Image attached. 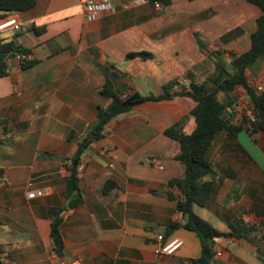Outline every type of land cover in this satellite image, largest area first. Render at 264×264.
<instances>
[{
	"label": "crops",
	"instance_id": "1",
	"mask_svg": "<svg viewBox=\"0 0 264 264\" xmlns=\"http://www.w3.org/2000/svg\"><path fill=\"white\" fill-rule=\"evenodd\" d=\"M111 0L114 9L90 22L80 0H37L15 13L25 32L8 30L33 62L9 60L0 78V261L54 264L80 258L82 264H193L202 255L195 232L183 227L177 188L183 178L180 143L166 130L180 123L196 128V102L188 96L147 101L114 117L103 135L81 155L77 177L82 204L66 198L71 158L111 101L101 94L110 81L120 98L135 93L189 91L214 73V56L251 48L260 9L246 0H172L153 4ZM222 52V55H219ZM148 53L150 57L130 54ZM215 54V55H214ZM193 72V79L187 72ZM249 83L264 90V60L248 69ZM216 179L204 207L194 211L227 236L217 239L215 264H264V124L235 136L222 131L210 151ZM33 191L42 196L29 198ZM170 194L174 198L170 197ZM59 219L63 239L55 249L52 230ZM254 228L238 238L233 228ZM181 239L172 255H158L159 241Z\"/></svg>",
	"mask_w": 264,
	"mask_h": 264
},
{
	"label": "trees",
	"instance_id": "2",
	"mask_svg": "<svg viewBox=\"0 0 264 264\" xmlns=\"http://www.w3.org/2000/svg\"><path fill=\"white\" fill-rule=\"evenodd\" d=\"M151 4L161 2L163 7L171 4L172 0H148ZM256 6L262 12L257 20V31L251 36V48L242 53H230L229 63L218 58L215 64V71L202 83L195 81L191 84L189 91L173 94L172 89L179 85L173 82L164 88L162 95L142 96L135 93L125 99L120 98L116 93L113 84L107 81L102 89V96L111 101L107 108L100 107L98 120L94 129L88 137L79 145L78 152L71 158V174L68 180L66 198L68 205L72 208L82 204V195L77 177L78 166L81 162V155L94 140L100 138L105 132L111 120L121 114L128 113L134 107L147 101H161L172 99L174 96H188L195 102L196 106L191 112L195 118V130L187 134L180 123L166 130V135L177 140L181 145V153L177 160L186 167L183 178H174L169 182L171 188H177L182 198L178 200V211L183 214V224H171L170 229L174 230L183 227L195 232L202 243V255L193 261V264H215L216 240L226 237L210 222L195 213L194 207H204L212 196L216 179L215 172L210 161V151L216 137L222 131H229L235 136L244 129L258 128L264 124V90L254 88L249 83L248 69L259 59L264 60V0H246ZM37 0H0V21L11 17L15 13H21L33 9ZM28 50L16 43L0 39V78L8 74L9 60L18 56L27 55ZM222 55V52H219ZM148 53L130 54L129 57H150ZM33 62L22 59L20 65L23 68L30 67ZM187 78L193 79V72H187ZM243 87L250 96L255 120L243 125H233L232 120L238 106L236 89ZM3 144L0 138V146ZM171 198H174L170 194ZM60 220L57 219L53 225L52 239L55 249L61 253L63 239L59 231ZM238 238H248L254 232V228L242 226L239 229L233 228ZM0 264H3L0 261Z\"/></svg>",
	"mask_w": 264,
	"mask_h": 264
},
{
	"label": "built area",
	"instance_id": "3",
	"mask_svg": "<svg viewBox=\"0 0 264 264\" xmlns=\"http://www.w3.org/2000/svg\"><path fill=\"white\" fill-rule=\"evenodd\" d=\"M86 19L90 22L98 20L102 15L108 14L113 11L114 6L111 0H80ZM134 3L137 6H142L149 3L148 0H135ZM157 11L163 9V4L161 2H155L153 4ZM8 30H13L15 32H25L27 27L19 22L15 17H8L0 21V33L6 32ZM24 56H18L17 59L20 61L24 59ZM236 95L238 96V106L235 116L232 120L233 125L239 126L245 124V120L252 122L255 120V113L250 96L243 87H238L236 89ZM42 191H33L29 194V198H34L36 196H42ZM184 242L181 239H173L170 241H159L156 248V254L172 256L176 254L180 248L183 246ZM216 257L222 256V251L218 250L215 254ZM54 264H82L80 258H58Z\"/></svg>",
	"mask_w": 264,
	"mask_h": 264
},
{
	"label": "rangeland",
	"instance_id": "4",
	"mask_svg": "<svg viewBox=\"0 0 264 264\" xmlns=\"http://www.w3.org/2000/svg\"><path fill=\"white\" fill-rule=\"evenodd\" d=\"M215 55V54H214ZM216 61H217V59L215 58V56H214V60H213V62H214V65H213V69H214V71H215V64H216ZM227 63H229V58L228 59H226L225 60ZM211 75V74H210ZM210 75H208V76H210ZM207 75H205L204 77H203V80H205L207 77H208ZM237 110V109H236Z\"/></svg>",
	"mask_w": 264,
	"mask_h": 264
},
{
	"label": "water",
	"instance_id": "5",
	"mask_svg": "<svg viewBox=\"0 0 264 264\" xmlns=\"http://www.w3.org/2000/svg\"><path fill=\"white\" fill-rule=\"evenodd\" d=\"M179 199H181V196H179Z\"/></svg>",
	"mask_w": 264,
	"mask_h": 264
}]
</instances>
